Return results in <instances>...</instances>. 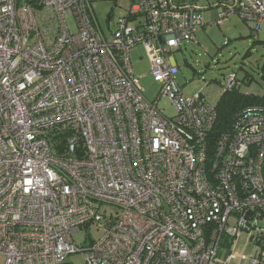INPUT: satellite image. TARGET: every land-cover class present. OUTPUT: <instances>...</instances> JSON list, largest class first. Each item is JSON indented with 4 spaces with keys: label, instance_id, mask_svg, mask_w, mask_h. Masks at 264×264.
Returning a JSON list of instances; mask_svg holds the SVG:
<instances>
[{
    "label": "built area",
    "instance_id": "1",
    "mask_svg": "<svg viewBox=\"0 0 264 264\" xmlns=\"http://www.w3.org/2000/svg\"><path fill=\"white\" fill-rule=\"evenodd\" d=\"M210 9L261 31L264 0H131L107 35L90 0H0V264H264L263 110L237 113L208 156L212 84L185 96L177 81L173 54ZM237 87L231 71L216 91ZM86 226L101 236L79 248Z\"/></svg>",
    "mask_w": 264,
    "mask_h": 264
},
{
    "label": "rangeland",
    "instance_id": "2",
    "mask_svg": "<svg viewBox=\"0 0 264 264\" xmlns=\"http://www.w3.org/2000/svg\"><path fill=\"white\" fill-rule=\"evenodd\" d=\"M96 20L104 32L108 27L113 29L116 19L124 14L130 6L131 0H90ZM216 16L215 9L204 11L205 25L196 33V43L182 42L180 49L173 54L174 62L180 67L177 81L183 88L185 96H193L200 92L206 82L212 84L208 96L215 103L219 94L218 89L223 84L224 77L231 71H236L240 78L248 72L254 80L250 85L242 82L241 91L249 94H258L264 83L260 80L259 70L264 65V22L261 31L254 36L251 28L238 15L228 17L223 25L213 23ZM110 18L109 21L107 18ZM72 32L76 31L72 18L67 20ZM130 60L135 74L139 77V84L144 95L154 100L159 92L160 85L150 73L149 58L145 48L137 45L130 50ZM216 92V93H215ZM159 106L168 116L173 115V108L168 100L161 98ZM107 214H116L118 208L107 205L104 207ZM103 210V209H102ZM101 236L96 227H81L72 234V239L79 248L87 247L91 239ZM244 239L241 238L237 250L241 252ZM250 249L246 250L248 255ZM2 258H0V263ZM68 264H84L83 252L70 254L66 258ZM234 264V263H232Z\"/></svg>",
    "mask_w": 264,
    "mask_h": 264
},
{
    "label": "trees",
    "instance_id": "3",
    "mask_svg": "<svg viewBox=\"0 0 264 264\" xmlns=\"http://www.w3.org/2000/svg\"><path fill=\"white\" fill-rule=\"evenodd\" d=\"M27 1L33 4L35 2V0ZM259 71L260 80L264 83V65L260 67ZM238 78L241 81V87L242 82H244L246 85H250L254 80V78L246 71L244 72L242 78L239 76ZM241 87L223 92L215 102L217 116L214 125L207 136L208 156L212 155L219 135L230 132L237 113L249 106L261 107L264 113V86L262 91L258 94H247L241 91Z\"/></svg>",
    "mask_w": 264,
    "mask_h": 264
},
{
    "label": "crops",
    "instance_id": "4",
    "mask_svg": "<svg viewBox=\"0 0 264 264\" xmlns=\"http://www.w3.org/2000/svg\"><path fill=\"white\" fill-rule=\"evenodd\" d=\"M215 13H216V11H215ZM204 25H205V22H204ZM204 25H203V26H204ZM195 43H196V42H195Z\"/></svg>",
    "mask_w": 264,
    "mask_h": 264
}]
</instances>
